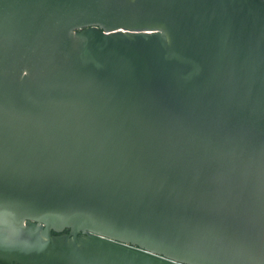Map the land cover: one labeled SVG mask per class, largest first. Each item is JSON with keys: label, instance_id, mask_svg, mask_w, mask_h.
Listing matches in <instances>:
<instances>
[{"label": "water", "instance_id": "95a60500", "mask_svg": "<svg viewBox=\"0 0 264 264\" xmlns=\"http://www.w3.org/2000/svg\"><path fill=\"white\" fill-rule=\"evenodd\" d=\"M0 264H264V0H0Z\"/></svg>", "mask_w": 264, "mask_h": 264}, {"label": "flooded vegetation", "instance_id": "af4514ba", "mask_svg": "<svg viewBox=\"0 0 264 264\" xmlns=\"http://www.w3.org/2000/svg\"><path fill=\"white\" fill-rule=\"evenodd\" d=\"M67 233V232H66Z\"/></svg>", "mask_w": 264, "mask_h": 264}]
</instances>
